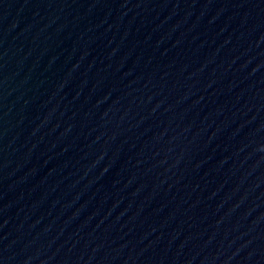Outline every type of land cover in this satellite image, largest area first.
Returning a JSON list of instances; mask_svg holds the SVG:
<instances>
[{
	"label": "water",
	"instance_id": "95a60500",
	"mask_svg": "<svg viewBox=\"0 0 264 264\" xmlns=\"http://www.w3.org/2000/svg\"><path fill=\"white\" fill-rule=\"evenodd\" d=\"M0 264H264V0H0Z\"/></svg>",
	"mask_w": 264,
	"mask_h": 264
}]
</instances>
